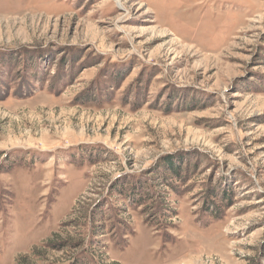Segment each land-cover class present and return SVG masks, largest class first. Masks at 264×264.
Wrapping results in <instances>:
<instances>
[{
	"label": "rangeland",
	"instance_id": "rangeland-1",
	"mask_svg": "<svg viewBox=\"0 0 264 264\" xmlns=\"http://www.w3.org/2000/svg\"><path fill=\"white\" fill-rule=\"evenodd\" d=\"M0 264H264V0H0Z\"/></svg>",
	"mask_w": 264,
	"mask_h": 264
}]
</instances>
